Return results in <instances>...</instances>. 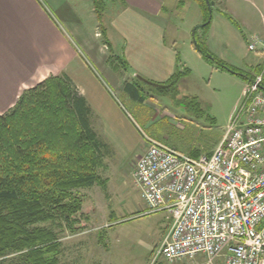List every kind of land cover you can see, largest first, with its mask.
Instances as JSON below:
<instances>
[{
  "label": "rangeland",
  "instance_id": "1",
  "mask_svg": "<svg viewBox=\"0 0 264 264\" xmlns=\"http://www.w3.org/2000/svg\"><path fill=\"white\" fill-rule=\"evenodd\" d=\"M214 1L213 12L221 10L228 14L233 13L240 4L239 0ZM119 2L96 0L99 17L97 13H90L87 0H67L64 8L53 13L59 20H62L63 14L77 17L78 32H81L78 38L91 40L96 44L99 56L104 60L108 58L106 63L94 62L86 48L79 40L76 41V36L67 35L71 38L74 52L77 54L79 51L90 63L109 87L113 99L110 104L100 101L98 112L93 117L95 127L106 145L104 166L98 169L100 176L107 179L106 185H94L79 191L82 206L76 215L74 230L58 220L38 225L57 235L60 264H201L203 258L200 255L176 262L163 258L152 262L169 213H144L141 192L133 182L132 164L139 151L144 149L143 146H147V136L188 155L208 154L219 143L225 127L236 112L245 80L203 58L201 61L189 58L192 70L178 74V93L141 81L138 78L141 75L132 73L129 67L124 66V40L109 23ZM194 11L193 7H188L177 17L171 16V22L184 30ZM96 17L99 26L95 30ZM101 30L106 33L105 38ZM193 32L194 29L183 40L178 38V51H183L184 42L188 45L193 41ZM95 33L101 35L95 37ZM197 39L202 41L199 37ZM68 63H73L68 65L69 71L78 82L77 55ZM113 122L131 126L129 134L125 130L122 142L115 138L116 131L111 130Z\"/></svg>",
  "mask_w": 264,
  "mask_h": 264
},
{
  "label": "crops",
  "instance_id": "2",
  "mask_svg": "<svg viewBox=\"0 0 264 264\" xmlns=\"http://www.w3.org/2000/svg\"><path fill=\"white\" fill-rule=\"evenodd\" d=\"M87 1L90 3V13L95 15L94 0ZM119 1L121 3H118L119 7L111 15L109 23L124 40V66L129 67L132 73H138L143 78L162 85L177 72L179 62L190 72L192 66L188 63L189 58L201 61L202 57L194 49L192 40L188 45L183 43V51L176 48L178 38L183 40L188 37L206 19L198 0H184L181 6L179 0ZM239 1L235 11L228 14L221 10L213 12L216 5L213 0L208 26L204 32L201 29L194 32L211 53L251 78L264 64L262 54L247 51L249 37L264 33V0ZM66 4L67 0H0V115L13 106L22 91L49 75L65 73L86 99L91 109L92 127L101 137L93 117L98 112L100 101L110 104L113 98L109 87L99 78L90 63L79 51L77 54L74 52L71 38L67 35L76 36V41H80L94 62L106 63L108 58L104 60L99 56L96 44L91 40L78 38L81 32H78L77 17L71 18L64 14L62 20L55 17L53 13ZM188 7L195 9L194 16L182 30L170 18L180 15ZM95 20L96 30L99 26L98 18ZM101 32L105 38L106 33ZM101 34L95 33V37ZM104 41L108 45L107 40ZM76 55L78 82L72 78L68 67L73 64L68 61H72ZM244 80L241 94L250 81L246 78ZM178 87L177 85V90H180ZM111 130L116 131L115 138L122 142L125 130L129 134L131 126L128 123L113 122ZM212 151L213 149L208 154ZM104 159L103 157V161ZM103 163L101 167L104 166ZM170 222L169 217L161 238L167 232ZM215 264H223L222 259L218 258Z\"/></svg>",
  "mask_w": 264,
  "mask_h": 264
},
{
  "label": "trees",
  "instance_id": "3",
  "mask_svg": "<svg viewBox=\"0 0 264 264\" xmlns=\"http://www.w3.org/2000/svg\"><path fill=\"white\" fill-rule=\"evenodd\" d=\"M198 1L206 19L194 31L204 32L211 7ZM94 8L99 17L96 0ZM192 44L205 61L252 79L211 53L195 32ZM179 73H188L180 62L162 87L178 93ZM105 148L86 99L65 73L22 91L0 115V264H60L57 235L38 224L58 220L74 230L79 191L107 183L98 172Z\"/></svg>",
  "mask_w": 264,
  "mask_h": 264
},
{
  "label": "built area",
  "instance_id": "4",
  "mask_svg": "<svg viewBox=\"0 0 264 264\" xmlns=\"http://www.w3.org/2000/svg\"><path fill=\"white\" fill-rule=\"evenodd\" d=\"M264 56V33L247 41ZM264 64L210 154L188 155L150 137L134 160L144 213L167 211L154 260L202 256L201 264H264ZM153 264V263H152Z\"/></svg>",
  "mask_w": 264,
  "mask_h": 264
},
{
  "label": "water",
  "instance_id": "5",
  "mask_svg": "<svg viewBox=\"0 0 264 264\" xmlns=\"http://www.w3.org/2000/svg\"><path fill=\"white\" fill-rule=\"evenodd\" d=\"M206 2H207V4H208V6L210 7V5H212L213 4V2L212 1H208V0H206ZM233 73H238V72H236V71H232ZM243 76V75H242ZM138 78L141 80V81H143V82H145V83H147V84H149V85H151V86H162L161 84H157V83H154V82H152V81H149V80H147V79H145V78H143V77H141V76H138Z\"/></svg>",
  "mask_w": 264,
  "mask_h": 264
}]
</instances>
